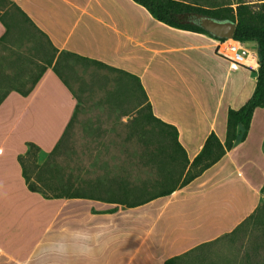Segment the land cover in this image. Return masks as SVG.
<instances>
[{"label":"crops","instance_id":"0c3cea01","mask_svg":"<svg viewBox=\"0 0 264 264\" xmlns=\"http://www.w3.org/2000/svg\"><path fill=\"white\" fill-rule=\"evenodd\" d=\"M3 5L0 264H165L229 235L258 211L264 201L261 107L245 141L166 195L146 192L142 159L116 157L103 160L120 166L110 177H90L88 187L74 181L73 191L84 197L46 198L29 188L18 159L33 143L42 164L78 105L96 110L94 120L80 126L88 132L121 131L119 124L128 121L121 108L108 113L98 103L119 98L89 91L97 72L77 66L81 61L70 55L76 54L138 77L153 114L178 129L192 162L212 132L225 142L228 110L252 97L257 43L241 42L249 56L234 64L218 51L220 39L160 22L134 0H6ZM254 49L257 66L247 62ZM130 164L142 166L134 179L122 167Z\"/></svg>","mask_w":264,"mask_h":264},{"label":"trees","instance_id":"16d2710c","mask_svg":"<svg viewBox=\"0 0 264 264\" xmlns=\"http://www.w3.org/2000/svg\"><path fill=\"white\" fill-rule=\"evenodd\" d=\"M6 0H0V10L3 8V4ZM138 4L144 6L157 20L163 22L169 26H173L180 29L191 30L195 32H202L212 36L207 30H205L202 26L197 23H188L183 22L181 16L186 14H195L199 13L205 16H209L213 19L220 21H234L237 22V27L235 29L233 39L240 42H248V43H257L258 44V54H259V70L257 72V85L256 89L252 95V97L239 109L230 108L228 110L227 117V136L225 142H222L215 132H212L205 141V144L199 154L194 158L192 162H190L186 151L182 147L179 142V133L178 129L168 124L158 117H156L152 112L151 103L148 100L147 94L144 90L143 85L140 82V79L129 72L124 70L114 68L108 65H105L102 62L91 60L88 58H83L76 54H70L76 57L81 63H76L79 67L90 66L94 72H97L96 81H93V84L90 85L89 91L95 92H104L110 94L114 98H119L118 100H107L98 102L101 105H104V109L109 113L113 110H117L122 108L123 102L128 101V97L126 92H123V89H127L129 84H134V88L138 89V92L143 94L144 101L138 105V111H140L141 119L144 118L147 122H154L157 126H159V132L165 135L166 139H168V146L162 147V151H167V155L165 159L160 162V167L158 168L160 171V177L157 182L160 186H165L162 189L157 191H150L153 186H149L146 184L145 190L146 192H151L155 194V192H160V195L170 194L174 190L180 187L186 186L192 180L200 176L204 171L208 168L212 167L218 161H220L224 155L234 148L236 143L245 141L248 132L251 126L252 118L254 116V112L256 108L261 107L264 108V0H256L253 3H249L246 0H238L233 6L232 3H213L209 6H202L197 2H190L188 0H134ZM0 19L3 20L2 15L0 13ZM27 21L32 23L30 19L26 18ZM214 37V36H213ZM3 38V37H2ZM217 38V37H215ZM220 40H225L218 38ZM55 71L58 73L60 78L69 86L67 78L60 73L59 69L55 67ZM76 73V72H75ZM105 85V86H104ZM73 91V90H72ZM74 92V91H73ZM75 93V92H74ZM2 99L0 100V103ZM111 104V106H109ZM147 108L148 111H145L143 115L141 112ZM91 107L84 109L81 108V105L77 106L74 115L72 116L70 122L68 123L60 141L56 145V147L52 150L46 160L43 162L42 166H37V153L39 151V147L33 143H30L29 150L25 156H19L18 159L23 167V173L27 180L28 186L33 191L42 192L46 198H75V197H84L81 196L78 191H73L74 181H78L75 178L73 179L70 176L66 183H63L62 186H57L52 181L50 175H43V167H48L49 172L60 173L64 172V168L62 164L58 161H51V155L58 149L61 143L69 138L72 129L75 127L77 120H79V124L86 125L87 123H91V121L85 122L83 117L86 110H90ZM84 114V115H83ZM128 115L127 111L125 112ZM82 116V117H81ZM106 122H110V119H107ZM109 124V123H108ZM129 128L136 127V122H130L129 120L126 123L119 124L118 128H121L120 133L123 134ZM140 132V131H139ZM135 133V132H134ZM131 137V135L129 134ZM128 158V157H126ZM134 160L141 159L140 156L128 158ZM181 159V160H180ZM31 162L38 167V171L33 176V181H31L32 176L29 175L28 172V163ZM177 162L182 165V171L180 175L176 178L173 174V169L167 167V165H173ZM144 163V161H143ZM135 165V164H134ZM144 165V164H143ZM138 166V165H136ZM139 168L136 167V169ZM182 176V177H181ZM82 183L80 180L78 181ZM152 183H150L151 185ZM59 190L54 194H48L46 191L48 190ZM78 189V188H77ZM264 192V186L262 188ZM262 206V205H261ZM260 206V207H261ZM259 210V209H258ZM256 213L249 216L240 226H238L232 233V235L236 233L244 224L248 223V221L255 216ZM228 236V235H227ZM221 239V238H220ZM219 240V239H218ZM217 241V240H216ZM215 242V241H214ZM212 243V242H211ZM210 243H206L200 245L191 251L183 254L181 256H177L171 259H168L165 264H177V262L189 255L196 253L197 250L201 249L204 246L209 245ZM259 246L256 245L254 247V256H260ZM252 254L246 253L242 260L237 261V264H251V259L253 257ZM252 264H264V260L257 261V263Z\"/></svg>","mask_w":264,"mask_h":264},{"label":"rangeland","instance_id":"374dc122","mask_svg":"<svg viewBox=\"0 0 264 264\" xmlns=\"http://www.w3.org/2000/svg\"><path fill=\"white\" fill-rule=\"evenodd\" d=\"M190 2H197L202 6H209L213 3H232L235 6L238 0H188ZM249 3H253L256 0H246ZM6 7V6H5ZM254 46L252 43H248ZM256 53V56H255ZM253 58L250 60V64L257 66L255 58L258 55L256 49L250 52ZM250 55V56H251ZM257 62V61H256ZM105 86V85H104ZM126 92L128 101L123 102L121 110L123 113L127 111L128 119L130 122L135 121L136 127L128 128L123 134L120 131H109V129L103 131H86L87 126L80 127L77 120L75 127L72 129L69 138L65 139L58 149L51 155V161H58L61 163L64 172L54 173L49 172L48 167H43V175L51 177L52 181L57 186H62L66 183L70 176L76 180L84 182L88 187V180L90 177L94 179L104 178V176L112 174L114 169L120 166L108 164L105 160L123 157L133 158L140 156L144 161V170L146 173L145 180L149 183L152 191H157L164 188L156 183L160 177V162L165 159L167 151H162V147L168 146V139L165 135L159 132L160 128L154 122H147L144 118L141 119L140 111H138V105L144 101L143 94L138 92L137 88H134V84H129L127 89H123ZM111 106V104H109ZM148 111L145 108L141 114ZM95 108L86 110L84 112V123L91 121L92 116L95 115ZM83 114V115H84ZM94 120V119H93ZM89 128V127H88ZM104 128V127H101ZM119 130V128H118ZM140 131V132H139ZM135 132V133H134ZM131 135V137L129 136ZM181 160V159H180ZM37 164V163H36ZM28 172L33 177L38 171L37 166L31 162L28 164ZM127 168V172L131 175L128 179H134L136 173V165L122 166ZM142 166H139L141 168ZM170 169H173V174L178 177L182 171V165L179 162L173 165H167ZM171 171V170H170ZM182 177V176H181ZM111 179V178H110ZM77 181V182H78ZM150 183H152L150 185ZM57 189L46 191L48 194H54L58 192ZM259 246V257L254 254V247ZM246 253L252 254V263L264 260V201L262 206L256 212L248 223L244 224L236 233L225 236L215 242L210 243L207 246L197 250L196 253L187 257L181 258L177 264H237V261L243 259Z\"/></svg>","mask_w":264,"mask_h":264},{"label":"water","instance_id":"95a60500","mask_svg":"<svg viewBox=\"0 0 264 264\" xmlns=\"http://www.w3.org/2000/svg\"><path fill=\"white\" fill-rule=\"evenodd\" d=\"M183 22L197 23L207 30L212 36L221 39H233L237 22L220 21L199 13L181 16Z\"/></svg>","mask_w":264,"mask_h":264},{"label":"built area","instance_id":"2783aa9c","mask_svg":"<svg viewBox=\"0 0 264 264\" xmlns=\"http://www.w3.org/2000/svg\"><path fill=\"white\" fill-rule=\"evenodd\" d=\"M218 51L231 59L234 64L243 62L249 56V50L240 41L234 39L221 40Z\"/></svg>","mask_w":264,"mask_h":264},{"label":"bare ground","instance_id":"6f19581e","mask_svg":"<svg viewBox=\"0 0 264 264\" xmlns=\"http://www.w3.org/2000/svg\"><path fill=\"white\" fill-rule=\"evenodd\" d=\"M255 56H256V54H255ZM250 57H252V58H253V55H251ZM250 57L247 59V62H248V63H249V62H250V60H251V58H250ZM254 61H255V63L257 64V62H256V61H257V57L255 58V60H254ZM252 65H253V64H252Z\"/></svg>","mask_w":264,"mask_h":264}]
</instances>
